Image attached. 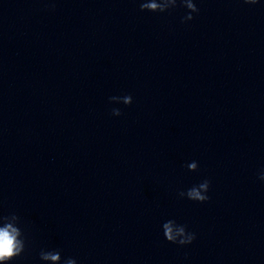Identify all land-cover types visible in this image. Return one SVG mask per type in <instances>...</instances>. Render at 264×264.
<instances>
[{
	"label": "clouds",
	"instance_id": "clouds-1",
	"mask_svg": "<svg viewBox=\"0 0 264 264\" xmlns=\"http://www.w3.org/2000/svg\"><path fill=\"white\" fill-rule=\"evenodd\" d=\"M180 3H182L183 6L189 10L187 15L183 18V21L192 20L194 18L192 13L199 12V9L193 0H180ZM244 3L256 4L257 0H244ZM176 6L177 0H142L140 10L153 13H163L175 8ZM110 100L113 102L122 101L125 105H130L132 103L131 95L123 97L113 96L110 97ZM112 114L119 116L121 115V111L119 109H113ZM187 167L190 171H196L198 164L193 161L188 164ZM259 179L264 181V171H261ZM209 187L210 181L205 179L199 185L191 187L187 190V192L181 191L178 195L181 198L187 196L189 200L203 203L209 199L207 195ZM0 221H2L3 225L0 226V262L7 264V262L14 260L25 252L26 241L21 228L18 226L20 217L17 214L11 213L10 215L0 217ZM162 228L165 239L170 243L183 246L191 244L196 238L194 233L186 230L185 225H179L174 220H168L162 225ZM39 255L42 261H61V254L59 250H41ZM64 264H76V260L68 258L64 261Z\"/></svg>",
	"mask_w": 264,
	"mask_h": 264
}]
</instances>
